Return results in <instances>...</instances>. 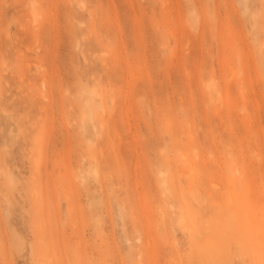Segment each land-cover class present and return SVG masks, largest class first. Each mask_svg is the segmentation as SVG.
<instances>
[{
    "label": "rangeland",
    "instance_id": "obj_1",
    "mask_svg": "<svg viewBox=\"0 0 264 264\" xmlns=\"http://www.w3.org/2000/svg\"><path fill=\"white\" fill-rule=\"evenodd\" d=\"M0 264H264V0H0Z\"/></svg>",
    "mask_w": 264,
    "mask_h": 264
},
{
    "label": "bare ground",
    "instance_id": "obj_2",
    "mask_svg": "<svg viewBox=\"0 0 264 264\" xmlns=\"http://www.w3.org/2000/svg\"><path fill=\"white\" fill-rule=\"evenodd\" d=\"M36 12V11H35ZM34 14V13H33ZM36 17V16H35ZM36 19V18H35ZM37 21V20H36ZM30 49V48H29ZM30 67V66H29ZM25 76V75H24Z\"/></svg>",
    "mask_w": 264,
    "mask_h": 264
}]
</instances>
